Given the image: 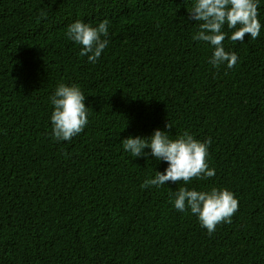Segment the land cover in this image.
I'll return each instance as SVG.
<instances>
[{
    "label": "trees",
    "instance_id": "16d2710c",
    "mask_svg": "<svg viewBox=\"0 0 264 264\" xmlns=\"http://www.w3.org/2000/svg\"><path fill=\"white\" fill-rule=\"evenodd\" d=\"M193 2L0 0V264H264V27L225 39L238 62L214 67L213 49L192 39ZM104 19L109 44L90 64L67 27ZM61 83L83 91L89 122L57 142ZM157 128L210 139L215 175L142 189L167 163L121 140ZM182 186L234 193L231 223L209 234L175 210Z\"/></svg>",
    "mask_w": 264,
    "mask_h": 264
},
{
    "label": "clouds",
    "instance_id": "9594fccd",
    "mask_svg": "<svg viewBox=\"0 0 264 264\" xmlns=\"http://www.w3.org/2000/svg\"><path fill=\"white\" fill-rule=\"evenodd\" d=\"M261 5L264 0H194L188 12L199 26L192 39L205 42L213 49L209 59L212 66L225 65L231 69L238 62L236 52L225 50V39L235 43L243 42L245 34L252 39L260 36L264 27L258 19ZM225 26L233 30L230 36L224 31ZM109 28L107 19L96 25L76 20L67 27L66 36L81 46L80 56H87L88 62L95 64L109 44ZM50 103L53 105L49 119L54 140L70 141L84 131L89 122V106L79 86L59 84L50 96ZM121 143L123 150L134 158L153 157L157 162L167 163L163 172L156 170L154 176L143 180L142 189L159 188L169 182L188 185L193 179L206 180L215 175V169L208 162L211 140H198L187 130L172 139L168 131L157 128L147 137L129 136ZM172 196L175 210L190 212L209 234L218 224L231 223L239 208L238 198L226 188L196 190L182 186Z\"/></svg>",
    "mask_w": 264,
    "mask_h": 264
}]
</instances>
